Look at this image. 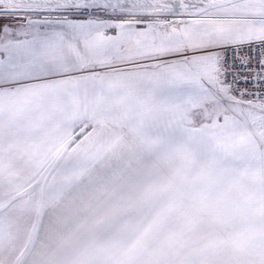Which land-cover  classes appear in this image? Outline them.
<instances>
[{"label": "snow or ice", "instance_id": "obj_1", "mask_svg": "<svg viewBox=\"0 0 264 264\" xmlns=\"http://www.w3.org/2000/svg\"><path fill=\"white\" fill-rule=\"evenodd\" d=\"M0 264H264V0H0Z\"/></svg>", "mask_w": 264, "mask_h": 264}, {"label": "crops", "instance_id": "obj_2", "mask_svg": "<svg viewBox=\"0 0 264 264\" xmlns=\"http://www.w3.org/2000/svg\"><path fill=\"white\" fill-rule=\"evenodd\" d=\"M114 34V33H113Z\"/></svg>", "mask_w": 264, "mask_h": 264}]
</instances>
